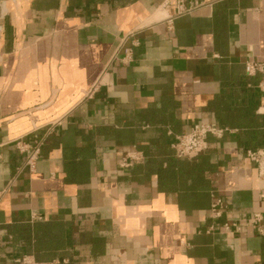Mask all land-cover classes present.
<instances>
[{
	"label": "crops",
	"instance_id": "0c3cea01",
	"mask_svg": "<svg viewBox=\"0 0 264 264\" xmlns=\"http://www.w3.org/2000/svg\"><path fill=\"white\" fill-rule=\"evenodd\" d=\"M178 2L0 0V264H264V0Z\"/></svg>",
	"mask_w": 264,
	"mask_h": 264
},
{
	"label": "built area",
	"instance_id": "2783aa9c",
	"mask_svg": "<svg viewBox=\"0 0 264 264\" xmlns=\"http://www.w3.org/2000/svg\"><path fill=\"white\" fill-rule=\"evenodd\" d=\"M221 0H179L176 15L192 12L193 10L203 7L212 6ZM245 71L248 76H261L259 87L264 93V61H250L245 65ZM227 131L216 124H195L190 132L177 137L176 142L172 145L175 155L180 159H194L204 152L208 147V137L210 135L222 137ZM43 141H25L19 140L17 143L18 150L25 156V166L31 172H34L37 167L38 160L41 155ZM248 156L253 160L259 168L260 175L264 177V150L249 151ZM142 157H134L131 154H126L123 157L121 166L129 168L133 164L141 161ZM226 209L225 203L218 198L214 201L211 208V216L213 219H219L223 216ZM256 222L262 220L260 214L254 216ZM236 224L225 223L223 228L225 231H230ZM213 230V227L210 228ZM263 233L262 230L259 231ZM17 264H67L64 260L52 262H39L34 256L24 255L16 261Z\"/></svg>",
	"mask_w": 264,
	"mask_h": 264
},
{
	"label": "trees",
	"instance_id": "16d2710c",
	"mask_svg": "<svg viewBox=\"0 0 264 264\" xmlns=\"http://www.w3.org/2000/svg\"><path fill=\"white\" fill-rule=\"evenodd\" d=\"M27 231V230H26Z\"/></svg>",
	"mask_w": 264,
	"mask_h": 264
}]
</instances>
